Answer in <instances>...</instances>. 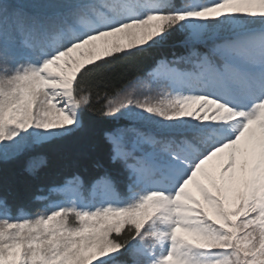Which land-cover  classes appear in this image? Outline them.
I'll return each instance as SVG.
<instances>
[{
  "label": "snow or ice",
  "instance_id": "obj_1",
  "mask_svg": "<svg viewBox=\"0 0 264 264\" xmlns=\"http://www.w3.org/2000/svg\"><path fill=\"white\" fill-rule=\"evenodd\" d=\"M179 34L144 72L165 86L106 97L117 176L76 174L65 201L13 216L0 196V264H264V0H0V162L77 136L81 85ZM124 118H127L126 121Z\"/></svg>",
  "mask_w": 264,
  "mask_h": 264
},
{
  "label": "trees",
  "instance_id": "obj_2",
  "mask_svg": "<svg viewBox=\"0 0 264 264\" xmlns=\"http://www.w3.org/2000/svg\"><path fill=\"white\" fill-rule=\"evenodd\" d=\"M182 51L177 34L156 49L131 59L118 60L87 78L81 87L83 94L90 97L92 107L85 113L87 127L84 131L74 137L37 146L33 154L41 157L44 163L35 173L25 170L24 160L0 162V196L7 198L9 213L28 216L45 211L58 197H63L57 189L73 174L84 180L83 192L106 173L117 176V188L131 192L128 181L118 175L110 163V148L103 139L107 130L121 127L122 123L104 117L99 109L106 103V97L122 92L142 77L155 60H170Z\"/></svg>",
  "mask_w": 264,
  "mask_h": 264
},
{
  "label": "rangeland",
  "instance_id": "obj_3",
  "mask_svg": "<svg viewBox=\"0 0 264 264\" xmlns=\"http://www.w3.org/2000/svg\"><path fill=\"white\" fill-rule=\"evenodd\" d=\"M135 90L134 95L138 98H143L144 96H156L159 93H161L162 91L166 90L165 86L160 85V84H154L151 82V80H149V78H144V80L140 81L139 83H137L136 85H134L133 87L125 90V91H131V90ZM138 190L136 193H138L141 189L139 187H137ZM95 192H91L88 194H85V196H87L88 200H92L95 196ZM127 197V196H126ZM66 202V201H64Z\"/></svg>",
  "mask_w": 264,
  "mask_h": 264
}]
</instances>
